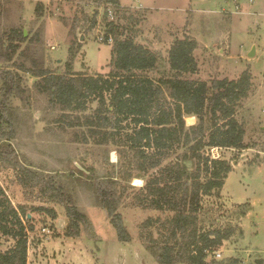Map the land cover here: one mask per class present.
I'll return each mask as SVG.
<instances>
[{"label":"rangeland","instance_id":"1","mask_svg":"<svg viewBox=\"0 0 264 264\" xmlns=\"http://www.w3.org/2000/svg\"><path fill=\"white\" fill-rule=\"evenodd\" d=\"M104 6L91 0H0V74L10 73L16 82L5 108L13 124L10 141L15 152L12 161L0 154V183L13 204L23 205L34 219L35 230L28 232V264H159L153 250L161 239L160 223L148 228L145 222L170 213L138 205L136 191L145 184L141 178L131 179L136 188L125 190L119 207L102 208L90 176L78 171L87 173V168L94 167L98 177L117 175L123 166L116 164L118 152L112 146L83 142L84 130L70 125L78 112L64 113L52 107L49 93L37 86L41 77L36 74L42 69L62 73L71 64L72 71L79 74L109 71L112 43L100 42L98 37L110 28L106 8L109 20L115 14L114 6ZM119 9L114 19L125 34L158 54L157 67L149 73L155 79L169 71L168 49L174 38L185 36L198 41L199 69L189 77L210 82L237 79L245 70L251 73V89L240 102L236 117L245 127V142L255 145L220 150L219 155L232 163L233 170L220 196L203 197L200 219L205 228L233 225L237 229L217 250L222 254L217 259L236 257L241 264L264 260V0H120ZM94 15L97 24L90 28ZM13 29H23L26 40H12ZM254 40L259 52L249 57ZM12 42L20 43L14 53ZM6 77L0 80V98L11 85ZM96 106V102L90 103V107ZM196 122L186 117L187 125ZM1 145L2 141L0 151ZM22 173H39L54 186L44 192L41 179L24 186L19 177ZM60 185L88 219V227L82 226L78 237L66 233V202H59L60 193L54 189ZM232 200L246 205L250 201L252 207L241 218L239 213L245 207ZM37 207L54 209L57 217ZM13 243L3 237L1 248L8 249Z\"/></svg>","mask_w":264,"mask_h":264},{"label":"trees","instance_id":"2","mask_svg":"<svg viewBox=\"0 0 264 264\" xmlns=\"http://www.w3.org/2000/svg\"><path fill=\"white\" fill-rule=\"evenodd\" d=\"M91 1L105 8L114 6L115 16L119 13L120 0ZM108 12L106 8L105 18L110 27L106 35L113 36V43L106 74H79L72 71L71 64L62 73L42 69L36 74L41 77L37 86L49 93L52 107L64 113L78 112L76 121L70 125L84 130L83 142L91 140L97 146L114 147L119 155L116 164L123 165L117 175L98 177L94 167L87 168V173L79 169L78 172L90 176L98 204L107 211L121 205L126 189L136 188L130 184L131 179H144L145 184L136 191L138 205L170 213L165 218L150 217L145 222L148 228L160 223L161 239L155 243L158 249L153 250L159 264H241L236 257L219 260L215 256L224 242L236 234V227L205 228L201 225L200 212L203 197L220 196L233 170L229 160L212 157L210 149L242 150L255 145L245 142V127L236 117L240 102L251 89V73L245 70L237 79L215 78L210 82L189 77L198 73L195 56L198 41L185 36L174 38L168 49L169 71L155 79L149 73L157 67L158 54L137 42L135 36L125 34L115 16L108 19ZM96 24L94 15L90 28ZM10 38L23 42L25 31L13 29ZM10 46L14 53L20 43L12 42ZM3 77L11 85L0 98V154L12 161L13 124L5 108L16 82L10 73L0 74V80ZM94 102L97 106L90 107ZM188 116H195L197 122L187 125ZM179 152L182 153L178 155ZM173 155L175 159L164 164ZM19 177L24 186L41 179L39 173H22ZM41 180L45 182V192L50 183ZM58 188L54 189L60 193L59 202H66V233L78 237L82 226L88 227V219L74 205L72 196L62 190V185ZM247 204H238L245 207L239 213L241 218L251 209L250 203ZM35 209L57 217L54 209ZM34 230V219L28 217L23 205L13 204L0 183V264H28V232ZM240 232L243 233L242 228ZM3 237L14 241L5 250L1 248ZM256 264H264V260L259 259Z\"/></svg>","mask_w":264,"mask_h":264},{"label":"built area","instance_id":"3","mask_svg":"<svg viewBox=\"0 0 264 264\" xmlns=\"http://www.w3.org/2000/svg\"><path fill=\"white\" fill-rule=\"evenodd\" d=\"M236 7H237V9H239V5H236ZM98 40L100 42H103V43H109V44H111V43H113V36L112 35H108L107 36L106 34H102V35H100L98 37ZM262 111L264 112V105H263ZM220 150H221V148H219V147H212L210 149L211 154H212V157L219 158L220 157V155H219ZM215 254H216L217 257L222 256V254H221L220 251H216Z\"/></svg>","mask_w":264,"mask_h":264},{"label":"water","instance_id":"4","mask_svg":"<svg viewBox=\"0 0 264 264\" xmlns=\"http://www.w3.org/2000/svg\"><path fill=\"white\" fill-rule=\"evenodd\" d=\"M257 48H258V44L257 41L254 40L252 46H251V50L248 52V56L249 57H255L257 54Z\"/></svg>","mask_w":264,"mask_h":264},{"label":"crops","instance_id":"5","mask_svg":"<svg viewBox=\"0 0 264 264\" xmlns=\"http://www.w3.org/2000/svg\"><path fill=\"white\" fill-rule=\"evenodd\" d=\"M254 42V41H253ZM253 44V43H252ZM258 48H257V54H258ZM256 54V55H257ZM188 117H192V116H188ZM195 117V116H194ZM193 122H196V117H195V119H194V121ZM233 201V200H232ZM234 203H237V204H241L240 202H235V201H233ZM247 202H249L250 203V205H251V207H252V204H251V202L250 201H247ZM243 203V202H242Z\"/></svg>","mask_w":264,"mask_h":264},{"label":"bare ground","instance_id":"6","mask_svg":"<svg viewBox=\"0 0 264 264\" xmlns=\"http://www.w3.org/2000/svg\"><path fill=\"white\" fill-rule=\"evenodd\" d=\"M195 117L192 116V117H187V120H189V122H192L194 121ZM136 181H140L138 178H136ZM139 183V182H138Z\"/></svg>","mask_w":264,"mask_h":264}]
</instances>
